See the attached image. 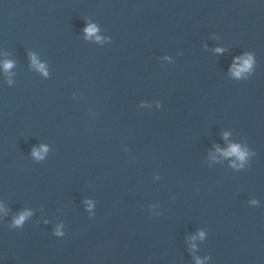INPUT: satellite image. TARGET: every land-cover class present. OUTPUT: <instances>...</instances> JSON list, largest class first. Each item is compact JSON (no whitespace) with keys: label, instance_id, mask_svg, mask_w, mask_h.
I'll list each match as a JSON object with an SVG mask.
<instances>
[{"label":"water","instance_id":"obj_1","mask_svg":"<svg viewBox=\"0 0 264 264\" xmlns=\"http://www.w3.org/2000/svg\"><path fill=\"white\" fill-rule=\"evenodd\" d=\"M0 209V264H264V0H0Z\"/></svg>","mask_w":264,"mask_h":264},{"label":"clouds","instance_id":"obj_2","mask_svg":"<svg viewBox=\"0 0 264 264\" xmlns=\"http://www.w3.org/2000/svg\"><path fill=\"white\" fill-rule=\"evenodd\" d=\"M86 33L88 34H92L96 31V28L94 26H89L85 29ZM217 51H221L220 49H217ZM32 63L34 66H37L40 68V70H43V65H37V62H36V58L33 56L32 58ZM237 63H239V61H237ZM252 66V57L251 56H247L246 58H244L243 60V67L240 69L239 72L236 73L237 76H239L240 72H243V71H246V70H249ZM12 67V64L10 62H7L5 61L4 64H3V68L5 71H7L8 69H10ZM34 155H36V153L34 152L33 153ZM225 155H228V156H235L240 162H241V165H243V162L246 160L247 156H248V153L246 150H243L240 148L239 145H232L229 149V151L227 153H225ZM234 167L236 165H233ZM253 203H255V201H253ZM2 210V209H0ZM28 215V214H24V215H21L20 218L18 220L15 221L16 225H19L23 219L25 218V216ZM57 234H60V233H57ZM203 236V234L201 233V237ZM197 264H201V262L199 260H197Z\"/></svg>","mask_w":264,"mask_h":264}]
</instances>
